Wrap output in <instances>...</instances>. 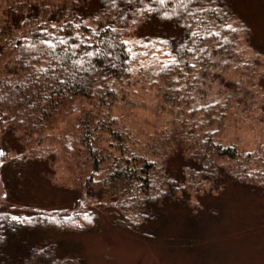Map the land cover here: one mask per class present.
<instances>
[{
	"label": "trees",
	"instance_id": "obj_1",
	"mask_svg": "<svg viewBox=\"0 0 264 264\" xmlns=\"http://www.w3.org/2000/svg\"><path fill=\"white\" fill-rule=\"evenodd\" d=\"M258 1L0 0V264H69L73 245L49 232L92 226L97 206L143 239L204 254L229 188L264 195L253 156L217 135L230 95L197 104L193 89L240 38L264 54ZM124 80L164 91L168 116L145 136L112 115ZM59 158L69 186L54 179Z\"/></svg>",
	"mask_w": 264,
	"mask_h": 264
},
{
	"label": "rangeland",
	"instance_id": "obj_2",
	"mask_svg": "<svg viewBox=\"0 0 264 264\" xmlns=\"http://www.w3.org/2000/svg\"><path fill=\"white\" fill-rule=\"evenodd\" d=\"M255 3L259 1L255 0ZM245 9L248 12L247 2ZM258 19L263 22V15L260 14ZM258 31H262L261 25ZM213 60L214 65L208 73L196 74L195 101L197 104L211 100L223 102L230 95L233 108L227 110L217 125V135L223 143L234 144L243 154L253 156L248 157V171L252 177H264V160H260L264 151L259 148V141L264 144V133L259 131V126L264 127V54H259L240 38L234 55L215 54ZM121 84L123 88L119 89L127 91V95L120 96L112 105V115L133 128L138 136H145L168 116L165 113L168 108L162 107L159 100L164 91L145 80L131 84L124 80ZM84 106L89 107L86 102ZM59 133L52 129L47 135ZM54 146L57 144L52 146L53 149ZM59 159L55 164L54 179L69 186L67 179L71 177L69 173H73L68 170L66 161ZM73 165L74 162L69 163V166ZM229 189L222 196L219 214L209 217L208 251L200 255L169 247L160 239H143L130 229L114 224L105 206L96 207L94 224L88 228L72 232L59 229L49 233L54 239L63 241V246L73 245L71 249L75 255H66L70 258L69 264H264V195ZM61 192V189L55 191L57 202ZM3 197L4 192L0 189V200ZM215 199L210 197L207 202ZM258 205L263 206L262 211L257 210ZM64 252L66 254L68 250Z\"/></svg>",
	"mask_w": 264,
	"mask_h": 264
}]
</instances>
